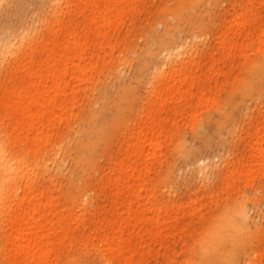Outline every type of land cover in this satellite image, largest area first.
Returning <instances> with one entry per match:
<instances>
[{
    "label": "rangeland",
    "instance_id": "obj_1",
    "mask_svg": "<svg viewBox=\"0 0 264 264\" xmlns=\"http://www.w3.org/2000/svg\"><path fill=\"white\" fill-rule=\"evenodd\" d=\"M66 2L0 0V145L9 148L12 142V156L31 164L34 186L24 200L37 194L51 196L66 214L80 208L85 195L92 199L71 238L65 235L61 247L52 240L41 264H101L103 254L95 251L99 239L91 236L103 228L94 217L109 214L111 192L103 181L96 182L109 159L121 158L119 145L126 129L156 111L154 122L161 128L154 153L139 172L140 202L152 195L153 208L161 210V217L175 208L184 213L175 225L164 226L155 242H146L147 264H264V162L253 163L247 176L235 180L224 178L220 162L233 151L244 157V167L252 163L241 139L245 129L253 133L259 126L250 119L264 113V0L130 2L111 17L110 37L101 49L87 33L82 40L88 47L80 61L82 71L66 73L63 96L54 104L61 108L59 115L51 119L52 109L45 108L44 117L24 140L25 132L15 131L18 113L1 97L6 87L2 80L18 57L14 48L28 44L29 33L36 34L37 43L53 23L73 20V12L65 16L60 12ZM251 16V26L239 33L241 42L216 47L215 36L230 20L239 17L244 22ZM90 19L88 15L75 21L73 33L84 34ZM190 43L197 49L184 58L188 77L181 83L191 84L190 90L170 99V82L161 91L151 89L157 86L161 64L169 60L164 51ZM183 99H189V106L178 110ZM192 113L196 118L189 121ZM38 132L32 162L29 148ZM214 156L219 160L211 163ZM204 158L209 163L202 180L197 161ZM203 183L205 187L200 186ZM191 203L198 208L185 212ZM7 214L2 213L0 227ZM66 227L63 223L59 230ZM148 230L153 231L150 224H143L138 234ZM126 231L135 229L129 225ZM4 237L0 236V247ZM5 261L0 254V264Z\"/></svg>",
    "mask_w": 264,
    "mask_h": 264
},
{
    "label": "bare ground",
    "instance_id": "obj_2",
    "mask_svg": "<svg viewBox=\"0 0 264 264\" xmlns=\"http://www.w3.org/2000/svg\"><path fill=\"white\" fill-rule=\"evenodd\" d=\"M130 2L134 0H67L60 12L62 16L73 12L74 18L71 22L62 25L53 23L46 36L37 43L33 41L36 34L29 33V43L14 48V54H18V57L15 55L12 59L9 64L10 73L2 80L6 87L1 97L6 101L7 108L13 107L18 113L20 120L15 125V131L25 132L24 140L27 139L28 131L44 117L45 108L52 109L51 119L59 115L61 108L55 109L54 104L57 98L63 96L66 73L82 71L80 61L88 49L86 42L82 40L86 38L87 33H91V38L98 42L97 48L101 49L102 42L110 37L108 27L111 25V17L128 8ZM88 15L91 19L87 23L86 32L82 35L73 33L75 21L85 19ZM239 19L235 17L230 20L224 32L215 36L217 48L223 49L229 43L243 40L239 33L251 26L254 17L251 16L244 22ZM195 49L197 46L190 43L178 44L170 53L164 51L169 60L161 64L157 86H151V89L161 91L166 83L170 82V99L180 95L183 90L187 91L191 84L181 86L188 77L185 73L188 61L184 58L187 54L191 55ZM80 77L79 74L74 82ZM71 97L74 98L75 93H71ZM182 101L178 110L189 106V99ZM156 112L150 116L146 115L144 121L133 123L126 129L119 145V150L123 151L121 158L116 162L109 159L96 182L100 185L103 181L102 185L108 187L111 192L109 214L94 217V222L101 220L103 228L94 231L91 236L99 239L95 251L103 254L99 258L101 264H147L150 253L143 252L146 242H155L163 234L164 226L175 225L184 213L183 210L175 208L172 213H165L161 217V210L153 208L152 195L145 199L144 204L140 202L143 182L139 179V172L152 157L156 137L161 128L160 124L154 122L157 118ZM195 118L196 114L193 113L188 116L189 121ZM252 120L259 122V126L253 133L250 129H245L241 139L252 163L244 167V157L237 156L233 151L227 152L220 160L226 180L247 176L253 169V163L259 160L264 162V113L258 112L257 117L251 118L250 122ZM40 136V132L33 136V143L29 148L32 162L35 161L36 155L33 147L37 145ZM11 144L9 148L0 145V218L5 210L8 213V219L0 227V236L5 235L0 254L2 259H6L5 264H41L46 262L52 240L56 239L57 246L61 247L65 235L71 238L72 230L84 217L92 199L85 195L82 199L85 200L83 205L66 214L62 213V207L58 206V203H52L51 196L46 198L37 194L24 200L25 195L34 186V175L30 163H25L24 158L17 160L12 156ZM212 159L211 163L219 160L217 156ZM208 163L207 158L197 161V175L202 180L207 178L205 168ZM22 178L25 180L21 183ZM200 186L205 187V184ZM52 206L54 210L51 212ZM186 208L185 212L190 213L198 206L191 203ZM63 223H66L67 227L61 232L59 229ZM147 223L153 231L148 230L139 235V230ZM129 225L135 229L134 233L124 232ZM107 226L111 229L105 228ZM136 234L138 235L135 237ZM227 263L230 264L228 261Z\"/></svg>",
    "mask_w": 264,
    "mask_h": 264
}]
</instances>
